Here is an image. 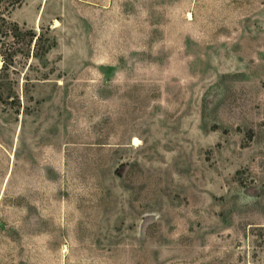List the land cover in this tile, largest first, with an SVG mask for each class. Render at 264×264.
<instances>
[{"label": "rangeland", "instance_id": "374dc122", "mask_svg": "<svg viewBox=\"0 0 264 264\" xmlns=\"http://www.w3.org/2000/svg\"><path fill=\"white\" fill-rule=\"evenodd\" d=\"M0 83V264H264V0H0Z\"/></svg>", "mask_w": 264, "mask_h": 264}, {"label": "trees", "instance_id": "16d2710c", "mask_svg": "<svg viewBox=\"0 0 264 264\" xmlns=\"http://www.w3.org/2000/svg\"><path fill=\"white\" fill-rule=\"evenodd\" d=\"M18 27V26H17ZM34 37V35L31 37V38H33ZM5 61L3 62V64H8V62H7V59H4ZM2 68V67H1ZM0 85H1V83H0ZM1 87V86H0Z\"/></svg>", "mask_w": 264, "mask_h": 264}]
</instances>
